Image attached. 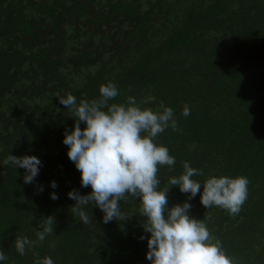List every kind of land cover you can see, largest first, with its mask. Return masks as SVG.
<instances>
[{
  "label": "trees",
  "instance_id": "obj_1",
  "mask_svg": "<svg viewBox=\"0 0 264 264\" xmlns=\"http://www.w3.org/2000/svg\"><path fill=\"white\" fill-rule=\"evenodd\" d=\"M109 81L120 93L110 104L152 96L142 108L173 110L177 129H166L155 143L176 163L158 167V190L172 187L168 180L183 173L185 161L203 170L192 177L201 183L211 175L247 177L239 214L204 208L198 193L188 201L189 215L204 220L234 264H264V0H0L4 264L45 256L54 264H150L146 239H139L145 218L137 199L120 201L125 221L105 224L93 205L84 224L66 195L91 189L80 187V173L67 158L62 139L75 118L57 97L97 99ZM11 155L40 159L31 184L23 183V169L5 163ZM187 195L170 188L168 205ZM49 216L53 234L20 256L15 238L35 240Z\"/></svg>",
  "mask_w": 264,
  "mask_h": 264
},
{
  "label": "clouds",
  "instance_id": "obj_2",
  "mask_svg": "<svg viewBox=\"0 0 264 264\" xmlns=\"http://www.w3.org/2000/svg\"><path fill=\"white\" fill-rule=\"evenodd\" d=\"M98 91L99 98L81 99L79 103L71 94L57 97L75 118L72 129L66 130L62 139L67 146V158L80 173V187L91 189L84 195L78 190L66 194L75 201L71 212L88 224L90 220L85 209L90 211L94 205L102 212L103 223L125 221L129 217L121 212L120 201L133 197L140 202V215L145 218L139 239H146L145 258L150 264H234L221 242L210 234L204 220L189 215L191 204L188 201L199 193V202L204 208L215 206L229 215H237L248 197L247 177L211 175L201 183L192 177L203 176V170L185 161L183 173L170 177L168 183L188 194L187 200L169 206L167 192L172 187L158 190L157 172L160 166L171 169L176 161L168 148L155 143V139L168 128L177 129L172 108L164 105H160L162 111L142 108V104L154 101L152 96H145L139 102L134 96H128L124 103L110 104L109 101L120 94L111 81L101 85ZM181 114L190 115L187 105ZM5 163L24 170V184L35 180L41 166L40 159L34 155H11ZM49 187L55 189L56 182L50 181ZM49 195L53 200L58 198L54 191ZM52 225L54 219L45 217L35 240L16 237V252L23 256L26 248L44 242L54 232ZM6 260L7 256L0 250V264ZM33 264H54V261L45 256L36 258Z\"/></svg>",
  "mask_w": 264,
  "mask_h": 264
}]
</instances>
